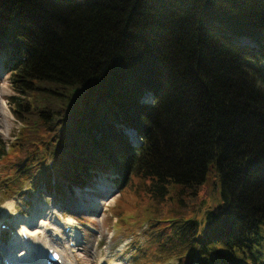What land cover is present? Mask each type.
I'll return each instance as SVG.
<instances>
[{
    "label": "trees",
    "instance_id": "trees-1",
    "mask_svg": "<svg viewBox=\"0 0 264 264\" xmlns=\"http://www.w3.org/2000/svg\"><path fill=\"white\" fill-rule=\"evenodd\" d=\"M3 39L19 187L113 173L139 264H264V0H0Z\"/></svg>",
    "mask_w": 264,
    "mask_h": 264
},
{
    "label": "rangeland",
    "instance_id": "rangeland-1",
    "mask_svg": "<svg viewBox=\"0 0 264 264\" xmlns=\"http://www.w3.org/2000/svg\"><path fill=\"white\" fill-rule=\"evenodd\" d=\"M10 49L11 43L8 40L0 41V102H4V106L0 103V143L5 144L7 148L21 126L11 110L9 97L14 91L8 79L7 69H4L1 63L3 59L5 62ZM7 164L5 161H0V228L3 222L7 225L13 223L14 234L1 229L0 251L3 249L4 252L10 251V244L11 248L16 250L18 247L12 243L14 241L12 238L15 233L21 236V232L26 231L34 239L32 247H40L38 244L40 239L44 242H57L60 248L62 247L61 250L63 249L65 260H73L76 264H139L141 262L140 254L146 242L142 231L147 227L148 221L145 223V219L149 215L141 217L144 219L139 225V235L133 241L131 235H126L127 230L122 231V223L111 216L114 215L112 211L115 209L128 205L122 209H126L124 214L129 218L118 214L128 226L134 219H138L137 215L144 214L142 203H136L133 192L119 191L112 179H107L101 174L93 178L94 180L87 187L76 186L71 192L68 184L64 182L58 190L62 189V193L65 194L68 189L66 197H59L53 189L46 191L44 183L38 185L27 183L26 186L19 187L22 183H15L13 172H5ZM212 175L200 193L197 204L199 210L196 213L199 217L209 206L217 208L219 205L218 186ZM62 200L65 202L64 206L59 204ZM6 202L11 203L9 211L5 208ZM159 204L164 205V203ZM150 205L158 209L157 203L153 200H150V204H146V206ZM135 206L138 209L132 208ZM113 224L120 227L114 238ZM67 226L70 229L64 233V228ZM68 238H72L76 244L69 246ZM0 264H2L1 260ZM166 264H177V262L173 259L168 260Z\"/></svg>",
    "mask_w": 264,
    "mask_h": 264
},
{
    "label": "bare ground",
    "instance_id": "bare-ground-1",
    "mask_svg": "<svg viewBox=\"0 0 264 264\" xmlns=\"http://www.w3.org/2000/svg\"><path fill=\"white\" fill-rule=\"evenodd\" d=\"M144 98H145L146 101L147 100L148 101L151 100L148 97H144ZM0 103H1V106H4L3 105V103H4L3 101H1ZM1 111H3V110H1ZM10 206H11V203H8V202L5 203L6 211H9ZM0 221H1V219H0ZM25 233H27V232L25 231ZM27 235H28L27 240L26 239H22L21 240V243H20V242H17L16 239H14V241L12 243H15L16 244L15 247H21L22 244H23V242H34L33 237L29 236L28 233H27ZM20 237L23 238V236H20ZM35 240H36V238H35ZM69 240H73V239L72 238H69ZM42 241H43V239H40V241L38 243L40 247L39 248H36L33 252L30 249L21 248L20 251H19V254H21V253H24V254L21 257V260H19V264H28V263H26L27 261L24 259L26 257V254L28 255V253H30L31 255H33V257H31V256L29 257V261L30 262H33L32 264H41V262L43 261V259L47 255V246H49V245L52 246V242H44V241L42 242ZM11 247L12 246L10 244V247H9L10 252H9V255H8V259H10L11 256L13 255V249ZM62 264H76V262L73 261V260H67V261L66 260H63L62 261Z\"/></svg>",
    "mask_w": 264,
    "mask_h": 264
}]
</instances>
